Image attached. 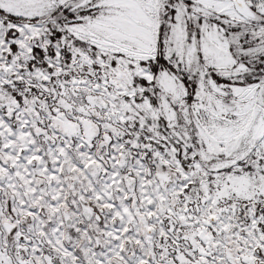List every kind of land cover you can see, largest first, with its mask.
<instances>
[{"label": "snow or ice", "instance_id": "obj_1", "mask_svg": "<svg viewBox=\"0 0 264 264\" xmlns=\"http://www.w3.org/2000/svg\"><path fill=\"white\" fill-rule=\"evenodd\" d=\"M0 264H264V0H0Z\"/></svg>", "mask_w": 264, "mask_h": 264}]
</instances>
